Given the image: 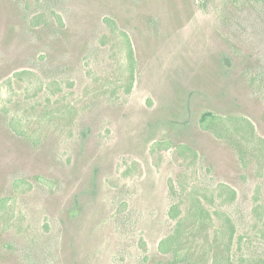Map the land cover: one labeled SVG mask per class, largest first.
<instances>
[{"label":"rangeland","instance_id":"rangeland-1","mask_svg":"<svg viewBox=\"0 0 264 264\" xmlns=\"http://www.w3.org/2000/svg\"><path fill=\"white\" fill-rule=\"evenodd\" d=\"M0 264H264V0H0Z\"/></svg>","mask_w":264,"mask_h":264},{"label":"trees","instance_id":"trees-1","mask_svg":"<svg viewBox=\"0 0 264 264\" xmlns=\"http://www.w3.org/2000/svg\"><path fill=\"white\" fill-rule=\"evenodd\" d=\"M133 59H134V56H133V50H132V47H131V60L133 61ZM212 114H206L205 116H204V118L202 119V123H204L205 124V121H207L208 119H212ZM204 127H206V125H204ZM164 245L166 246L167 244H165L164 242L161 244V250L162 251H165V252H167V248L166 247H164Z\"/></svg>","mask_w":264,"mask_h":264}]
</instances>
